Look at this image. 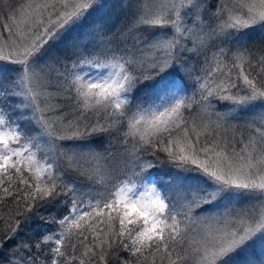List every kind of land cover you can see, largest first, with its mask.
Listing matches in <instances>:
<instances>
[{"label":"snow or ice","instance_id":"obj_1","mask_svg":"<svg viewBox=\"0 0 264 264\" xmlns=\"http://www.w3.org/2000/svg\"><path fill=\"white\" fill-rule=\"evenodd\" d=\"M0 264H264V0H0Z\"/></svg>","mask_w":264,"mask_h":264},{"label":"trees","instance_id":"obj_2","mask_svg":"<svg viewBox=\"0 0 264 264\" xmlns=\"http://www.w3.org/2000/svg\"><path fill=\"white\" fill-rule=\"evenodd\" d=\"M13 2L18 6L20 3H22L23 2V0H13ZM112 22H114V23H116L117 24V26H118V28H122V27H124L127 23H128V20H126V19H121L120 18V16H119V13L117 12V14H114L113 16H112ZM122 24V25H121ZM189 90L190 91H194V89H192V87H191V85L189 86ZM215 103V102H214ZM216 107H217V110L218 111H224V112H226V111H228V109L227 108H221L219 105H216ZM26 115L27 114H29V113H25ZM238 146V144H236V147ZM97 148H98V150H103V149H100L98 146H96ZM161 155V158H163V155L164 154H160ZM164 167H167V165H165ZM206 210H209V211H213V212H216V209L214 208H212V209H206ZM200 211V209H198L197 210V214L198 213H200L199 212ZM45 214H47V213H45ZM54 214H56V215H59V213H54ZM212 215V214H211ZM36 225L34 224L33 225V227H35ZM78 251H79V249H78Z\"/></svg>","mask_w":264,"mask_h":264},{"label":"rangeland","instance_id":"obj_3","mask_svg":"<svg viewBox=\"0 0 264 264\" xmlns=\"http://www.w3.org/2000/svg\"><path fill=\"white\" fill-rule=\"evenodd\" d=\"M122 25V24H121ZM22 122V121H21ZM240 145L238 144L237 146V149H239ZM244 207V204H238L236 206V209L239 210L240 208ZM214 209V208H213ZM216 209V212H213L212 210L209 211V210H200L198 214H202L203 216H210L211 214L212 215H216L218 213H223L225 212L226 210L223 208V207H220V208H215Z\"/></svg>","mask_w":264,"mask_h":264}]
</instances>
